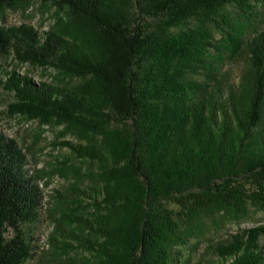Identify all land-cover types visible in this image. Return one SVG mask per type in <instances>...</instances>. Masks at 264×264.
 <instances>
[{"label": "trees", "instance_id": "16d2710c", "mask_svg": "<svg viewBox=\"0 0 264 264\" xmlns=\"http://www.w3.org/2000/svg\"><path fill=\"white\" fill-rule=\"evenodd\" d=\"M38 32L0 24L9 109L61 128L64 159L31 170L0 131V264H30L51 195L52 264H188L190 241L264 210V0H40ZM27 0H0V15ZM242 63L237 82L223 70ZM216 264H264V225L210 244ZM73 256H70V254Z\"/></svg>", "mask_w": 264, "mask_h": 264}, {"label": "rangeland", "instance_id": "374dc122", "mask_svg": "<svg viewBox=\"0 0 264 264\" xmlns=\"http://www.w3.org/2000/svg\"><path fill=\"white\" fill-rule=\"evenodd\" d=\"M258 9L262 17L256 19L254 27L257 30L264 29V4ZM56 10L50 5H43L40 0H27L20 9L8 10L4 15H0V24H20L26 23L34 27L38 32L49 30L55 23ZM11 66L20 74H27L32 77L35 83L49 82L53 78L51 70L42 71L41 69L31 68L26 65L17 66L11 57L0 55V66ZM242 63L237 59L227 58L223 65V70L231 73L234 82L241 73ZM12 101L10 94L0 88V131L7 137L12 138L23 149L28 159V168L38 170L51 166L56 159H64L69 155V150L61 145L64 140L73 141L70 136L62 137L61 128L58 127H39L37 122L29 120L17 113H12L9 103ZM44 195V210L41 212L40 221L36 225L34 235L37 238L36 250L30 264H52L46 253L49 249L48 236L53 228V220L49 216L52 205L51 195L55 190L67 186L65 178L54 175L48 179L39 181ZM264 225V210H254L250 218L240 223L228 222L220 226V229L206 230L200 243L190 241L184 255L188 257V264H216L217 256L210 249V244L220 242L229 238L231 234L244 228ZM70 256H73L71 253Z\"/></svg>", "mask_w": 264, "mask_h": 264}]
</instances>
